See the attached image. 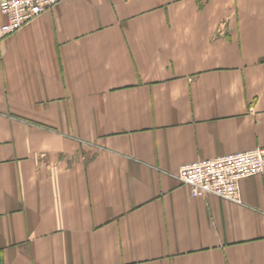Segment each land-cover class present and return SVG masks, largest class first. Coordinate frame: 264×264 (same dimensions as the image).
Here are the masks:
<instances>
[{
  "label": "crops",
  "instance_id": "crops-1",
  "mask_svg": "<svg viewBox=\"0 0 264 264\" xmlns=\"http://www.w3.org/2000/svg\"><path fill=\"white\" fill-rule=\"evenodd\" d=\"M256 147L264 0H62L0 37V260L264 264V171L177 178Z\"/></svg>",
  "mask_w": 264,
  "mask_h": 264
},
{
  "label": "built area",
  "instance_id": "built-area-1",
  "mask_svg": "<svg viewBox=\"0 0 264 264\" xmlns=\"http://www.w3.org/2000/svg\"><path fill=\"white\" fill-rule=\"evenodd\" d=\"M62 0H0V37L23 28L30 21ZM264 171V148L231 152L182 164L177 178L192 196L212 193L231 201H240V180ZM0 264H3L0 260Z\"/></svg>",
  "mask_w": 264,
  "mask_h": 264
}]
</instances>
